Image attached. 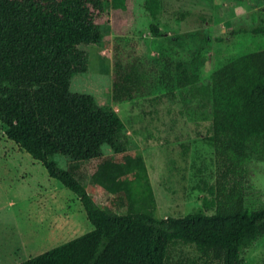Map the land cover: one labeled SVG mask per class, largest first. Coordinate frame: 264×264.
<instances>
[{"label": "trees", "instance_id": "obj_1", "mask_svg": "<svg viewBox=\"0 0 264 264\" xmlns=\"http://www.w3.org/2000/svg\"><path fill=\"white\" fill-rule=\"evenodd\" d=\"M110 2L119 30L128 3ZM105 20V0H0L5 135L77 196L93 226L17 264H172L178 243L194 245L204 264H242V251L264 235V204L251 207L245 185L247 165L264 161V49L211 75L216 172L202 208L158 218L144 158L130 149L118 113L72 90ZM151 33L160 35L156 26ZM139 79L116 61L113 99L135 97Z\"/></svg>", "mask_w": 264, "mask_h": 264}, {"label": "rangeland", "instance_id": "obj_2", "mask_svg": "<svg viewBox=\"0 0 264 264\" xmlns=\"http://www.w3.org/2000/svg\"><path fill=\"white\" fill-rule=\"evenodd\" d=\"M110 1L102 42L89 46L88 69L74 76L72 90L118 113L130 149L144 158L157 217L185 216L202 208L215 180L211 75L264 49V0H127L119 30ZM116 61L140 78L133 98L113 99ZM5 129L0 122V264H17L93 226L77 196ZM247 170V200L258 208L264 204V161L253 158ZM169 258L172 264H204L190 244L173 245ZM242 259L264 264V235L242 251Z\"/></svg>", "mask_w": 264, "mask_h": 264}, {"label": "crops", "instance_id": "obj_3", "mask_svg": "<svg viewBox=\"0 0 264 264\" xmlns=\"http://www.w3.org/2000/svg\"><path fill=\"white\" fill-rule=\"evenodd\" d=\"M12 204H13V203H12ZM21 243H23V244H24V243H25V241H24V240H22V241H21Z\"/></svg>", "mask_w": 264, "mask_h": 264}]
</instances>
